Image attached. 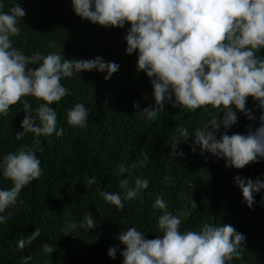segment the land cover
Here are the masks:
<instances>
[{
    "label": "trees",
    "instance_id": "1",
    "mask_svg": "<svg viewBox=\"0 0 264 264\" xmlns=\"http://www.w3.org/2000/svg\"><path fill=\"white\" fill-rule=\"evenodd\" d=\"M4 2L7 12L12 2ZM17 3L25 17L18 25L19 35L10 39L25 55L59 52L67 60L99 56L119 65V69L107 81L106 73L95 70L61 81L71 95L52 105L58 127L64 130L60 137L35 138L29 133L16 140L15 133L22 131L25 115L19 103L11 106L8 116L0 117V157L25 144L34 146V139H39L35 147L42 172L21 190L17 205L4 213L11 216L0 225V264H21V258L29 255L30 264H123L120 252L124 245L117 239L120 231L136 227L149 240L161 235L156 221L162 210L152 207L158 196L169 213H184L181 231L222 224L242 234L245 240L240 257L230 264H264V191L254 194L250 209L234 183L237 176L253 181L264 178V159L243 169L226 167L223 158L209 153L202 156L198 147L193 152L192 137L179 140L173 155L171 144L178 139L176 126L185 127L191 134L213 115L222 117V107L207 105L190 111L174 108L169 102L154 119L146 118L141 112L155 102L149 78L137 71L136 53L129 56L125 52L129 24L123 29L94 25L74 14L71 0ZM257 55L264 56V49ZM28 67L35 69L37 65ZM26 99L33 107L38 103L35 98ZM74 103H83L89 111L84 129L66 123V111ZM133 104L138 107L134 109ZM245 109L253 119L237 112V123L227 131L229 136L247 135L259 127L264 110L251 97ZM121 164L131 175L118 173ZM137 176L147 178L148 187L138 198L125 202L123 208L117 209L99 196L100 191L119 192V179L127 177L131 184ZM92 177L96 182L86 185L85 179ZM10 187L11 182L0 176V189ZM87 212L97 227L88 231L77 228L64 235L61 229L65 222H79ZM35 229H39V237L18 250L17 240ZM44 243L52 246L53 253L43 254ZM113 247L117 251L115 259H110L107 253Z\"/></svg>",
    "mask_w": 264,
    "mask_h": 264
},
{
    "label": "clouds",
    "instance_id": "2",
    "mask_svg": "<svg viewBox=\"0 0 264 264\" xmlns=\"http://www.w3.org/2000/svg\"><path fill=\"white\" fill-rule=\"evenodd\" d=\"M11 2L6 12L5 2L0 0V117L8 116L11 106L19 103L25 115L22 131L15 133L16 140L29 133L35 138L60 137L64 130L58 127L52 105L71 95L61 81L93 70L106 73L107 81L119 65L99 56L67 60L59 52L25 55L10 39L19 35L18 25L25 12L17 0ZM71 6L76 16L94 25L120 29L130 25L124 37L125 52L129 56L136 53L137 71L149 78L155 102L141 112L146 118L154 119L169 102L174 108L190 111L207 105L222 107V117L213 115L191 134L185 127L176 126L178 139L171 144L173 155L179 140L192 137L193 152L198 147L202 156L209 153L223 158L226 167L243 169L264 159V112L254 131L227 134L237 123V112L253 119L245 109L248 97L264 110V56L257 55L264 49V0H71ZM27 97L35 98L37 105L33 107ZM137 107L133 104L134 109ZM88 118L83 103H74L66 111L69 127L84 129ZM38 144L39 139H34V146L25 144L0 157V176L11 182L10 188L0 189V225L10 219L11 213H4L17 205L21 190L42 174L36 155ZM125 172L129 169L119 165L118 173L123 176ZM95 182L94 177L85 179L86 185ZM234 183L251 209L254 194L264 191V178L253 181L237 176ZM148 184L147 178L137 176L130 184L125 177L118 180L119 192L100 191L99 196L121 209L125 202L138 198ZM152 207L162 210L156 221L161 235L149 240L136 227L120 231L117 239L124 245L120 252L123 264H230L234 258L239 259L245 237L230 225L203 224L198 231H181L183 212L169 213L159 196ZM96 227L94 217L87 212L79 222H65L61 231L69 235L77 228L88 231ZM39 235V229H35L17 240V249L23 250ZM41 247L44 255L53 253L48 243ZM116 251L109 248L108 257L115 259ZM31 260V255L22 257L21 264H30Z\"/></svg>",
    "mask_w": 264,
    "mask_h": 264
}]
</instances>
